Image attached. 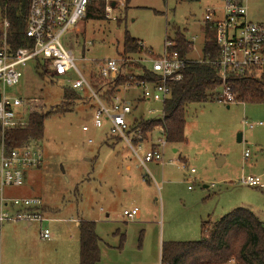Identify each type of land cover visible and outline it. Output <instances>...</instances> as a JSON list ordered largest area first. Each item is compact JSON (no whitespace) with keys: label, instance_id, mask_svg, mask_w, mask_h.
Instances as JSON below:
<instances>
[{"label":"rangeland","instance_id":"obj_1","mask_svg":"<svg viewBox=\"0 0 264 264\" xmlns=\"http://www.w3.org/2000/svg\"><path fill=\"white\" fill-rule=\"evenodd\" d=\"M102 3L105 15L107 4ZM246 7L248 20L264 26V0H246ZM222 8L220 0H127L112 12L116 21L92 14L70 27L61 43L87 76L95 69L91 61L120 57L124 34L161 55L166 37L172 38L177 28L188 41L194 39L187 59L197 62L205 38L211 35L204 17L210 11L220 17ZM134 64L130 69L141 73ZM66 79L39 76L29 63L20 83L5 90L9 97L39 99L44 103L42 113H60L44 121L42 137L33 141L42 152L41 167L25 172L23 186L3 190L5 197L38 198L54 221L30 227L23 222L5 224L0 264H79L78 229L73 222L79 220L95 223L98 264H160L164 244L195 242L203 223L237 208L251 210L264 221V188L240 182L253 176L264 185V104L226 105L214 99L189 105L186 143H167L164 166L146 164L150 176L123 142L108 136L107 126L93 127L92 101L82 97L64 102ZM119 96L132 104L136 118L161 109L158 103L142 102L138 88ZM84 126L88 131H82ZM158 139L160 135L153 132L152 140ZM133 208L139 210V218L125 220L122 212ZM40 228L50 230L49 241L39 239Z\"/></svg>","mask_w":264,"mask_h":264},{"label":"built area","instance_id":"obj_2","mask_svg":"<svg viewBox=\"0 0 264 264\" xmlns=\"http://www.w3.org/2000/svg\"><path fill=\"white\" fill-rule=\"evenodd\" d=\"M106 2L104 18L116 21L112 12L117 6H122L126 0H29L27 26L25 37L29 41L24 47L13 48L9 42L10 23L6 18H0V226L23 222L29 226L53 222L42 212L43 204L35 197H5V188H19L24 184L25 172L38 169L42 165L43 156L33 140L22 146L7 151L3 143V135L8 130L23 129L27 126L28 117L33 113H42L44 103L39 99L24 97H9L5 94L8 87L17 86L22 78V69L29 63L39 61L41 71L48 78H67L66 83L81 97L93 102V127L107 126L111 139L123 142L131 151L138 165L146 168L148 163L164 166V149L167 145L161 126L155 127L143 138L137 125L141 119L158 120L163 118V104L170 96L169 84L181 78L185 61L171 51L173 43L165 41L161 55H154L146 50L148 55L142 58L127 59V63H138L156 78V81H137L126 84L117 90L116 95L107 102L104 94L99 93L94 84V78L113 81L125 74L121 59L91 61L95 69L85 76L75 65V58L70 49L65 48L61 38L70 27H76L85 20L89 6L95 2ZM223 4L221 16L214 11L206 13L204 22L213 29V38L218 51L214 62L206 60V64L214 66L220 79L221 94L217 101L226 105L236 103L235 96L225 86L229 75L247 77L264 72V26L253 23L247 18L246 0H220ZM116 4V7H114ZM188 41V40H187ZM194 39L188 41L192 44ZM202 60V59H201ZM199 60L198 62H201ZM69 76L73 78L69 79ZM130 80L132 78H129ZM101 86L100 88H103ZM138 88L141 91L142 102H154L161 109H150L146 116L133 117V106L119 94L127 89ZM256 125H248L249 129ZM82 131H88L86 126ZM156 132L161 139L152 140ZM91 142L90 140L88 141ZM145 144L147 147H145ZM248 156L244 153V157ZM193 173V170H191ZM151 176V174H150ZM241 184L250 188H264L258 177L247 176L241 179ZM139 215L136 208L124 210L122 216L127 221H134ZM78 223L79 221H73ZM77 224V225H78ZM39 239L43 242L51 239L48 228L39 229Z\"/></svg>","mask_w":264,"mask_h":264},{"label":"trees","instance_id":"obj_3","mask_svg":"<svg viewBox=\"0 0 264 264\" xmlns=\"http://www.w3.org/2000/svg\"><path fill=\"white\" fill-rule=\"evenodd\" d=\"M127 1V0H126ZM29 9V0H0V18H6L10 23L9 42L13 48L24 47L29 41L25 37ZM96 15L104 16V3L98 1L96 6H89L86 18ZM85 18V19H86ZM211 35L204 40L201 62L188 60L193 46L187 41L184 34L177 28L173 29L172 38L166 37L173 43L171 51L185 61L181 71V78L169 84L170 96L163 104V118L158 120L146 119L138 123L143 138L155 127L161 126L165 141L168 144H184L186 126V108L191 104H203L217 98V90L221 82L216 75L214 66L206 64V60L214 62L218 51L213 38V29H208ZM148 55L140 42L124 34L122 53L118 59L125 60L141 58ZM149 56V55H148ZM156 57V55H150ZM126 65L125 74L113 81H104L94 78L96 90L104 94L108 102L116 95L117 90L126 84L137 81H156L143 66L138 64L141 73L135 74ZM135 65V64H134ZM34 73L42 75L39 61L33 63ZM128 69V70H127ZM44 74V73H43ZM129 78H132L131 80ZM104 86L103 88H100ZM225 86L235 96L238 103L264 104V73L239 77L229 75ZM64 102L71 104L73 99L81 100V96L69 86L62 91ZM71 98V99H70ZM86 99V98H85ZM60 112L33 113L28 117L27 126L23 129L8 130L3 135L4 147L7 151L18 148L23 144L38 140L43 135L44 121L52 114ZM0 130V143H1ZM118 141V140H115ZM49 209L43 207L42 212L48 213ZM78 245L79 264L99 263V238L95 234V223L79 221ZM264 264V223L261 222L250 210L237 208L214 222H205L201 227L200 239L187 243H167L162 246L160 264Z\"/></svg>","mask_w":264,"mask_h":264},{"label":"crops","instance_id":"obj_4","mask_svg":"<svg viewBox=\"0 0 264 264\" xmlns=\"http://www.w3.org/2000/svg\"><path fill=\"white\" fill-rule=\"evenodd\" d=\"M150 51H151V50H150ZM185 127H186V126H185ZM184 134H185V133H184ZM174 152H175V151H174ZM126 169H127V170H130V168H129L128 166L126 167ZM250 211H251V210H250ZM251 212H252V211H251ZM252 213H253V214H254V215H255V216H256L261 222L264 223V221H262V220H261V219H260V218H259L254 212H252ZM139 216H140V215H138V218H139ZM79 221H80V220H79ZM15 224H16V223H15ZM74 224H75L76 227L78 226V225H77L78 223L75 222ZM3 226H4V225H3ZM3 226L0 227V237L2 236V232H3V231H2V228H3ZM6 227H7L8 230H11V229H12V227H10V226H6ZM27 227H30V226L27 225ZM51 238H52V235H51ZM228 264H233V263H228Z\"/></svg>","mask_w":264,"mask_h":264},{"label":"water","instance_id":"obj_5","mask_svg":"<svg viewBox=\"0 0 264 264\" xmlns=\"http://www.w3.org/2000/svg\"><path fill=\"white\" fill-rule=\"evenodd\" d=\"M238 142H241V135H238Z\"/></svg>","mask_w":264,"mask_h":264}]
</instances>
